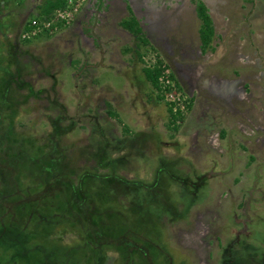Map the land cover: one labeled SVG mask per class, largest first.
Segmentation results:
<instances>
[{"label":"rangeland","instance_id":"1","mask_svg":"<svg viewBox=\"0 0 264 264\" xmlns=\"http://www.w3.org/2000/svg\"><path fill=\"white\" fill-rule=\"evenodd\" d=\"M47 1L0 0V264H264V0H68L23 39ZM153 36L192 101L175 132Z\"/></svg>","mask_w":264,"mask_h":264},{"label":"trees","instance_id":"2","mask_svg":"<svg viewBox=\"0 0 264 264\" xmlns=\"http://www.w3.org/2000/svg\"><path fill=\"white\" fill-rule=\"evenodd\" d=\"M68 0H48L44 6V8L42 9V18H46L49 17L50 15H52V13L58 9H62L64 7H66ZM103 0H99V2H101ZM196 15L197 17L200 19L201 21V25L199 28V39H200V49L202 52L207 51V49H212L211 47V42L212 39L214 37V28H213V23L212 20L207 12V8L205 7V5L202 2H196ZM121 27L123 29H125L126 31H128L130 34H132L138 41L139 44H141L143 47H147L149 48L151 51H153L154 49L152 48V46L150 45V42L147 40V38L145 37V34L143 33L141 27L139 26L138 21L135 19V17L133 15L130 16V18L125 19L123 21H121L120 23ZM28 29L25 28V30ZM138 55V59L140 61V63L143 64V60L141 59V57L143 58L142 55H140V53H137ZM163 65L162 60H160V58L158 56H156V63L153 67L149 68V67H145L143 66L141 68V71L145 77V79L150 83V85L152 86V88L156 91H158L159 87H158V77L160 75L161 72V66ZM157 95V100L158 101H162V99L160 98V96L158 94ZM192 103V101H191ZM109 106V110H108V116L117 120L119 123H121V119L119 117V114L116 111L111 110V106ZM192 105L190 106L191 109ZM168 112V127L169 129H171L173 132L178 131L179 127H172L171 126V116L170 113L167 109ZM125 127V126H123ZM127 128H125L126 131Z\"/></svg>","mask_w":264,"mask_h":264},{"label":"built area","instance_id":"3","mask_svg":"<svg viewBox=\"0 0 264 264\" xmlns=\"http://www.w3.org/2000/svg\"><path fill=\"white\" fill-rule=\"evenodd\" d=\"M53 18L39 22V20H33L29 25L28 29L22 32L23 39H30L45 31L53 29V21L67 20L66 17L69 13L67 10L62 11L61 9L56 10ZM156 63V59L153 60L149 65L145 67H153ZM163 62L161 66V72L158 77V91L157 94L166 104V107L171 116V126L180 127L183 124V120L188 115L191 106V98L186 95L179 87L178 82L175 80L170 69Z\"/></svg>","mask_w":264,"mask_h":264},{"label":"crops","instance_id":"4","mask_svg":"<svg viewBox=\"0 0 264 264\" xmlns=\"http://www.w3.org/2000/svg\"><path fill=\"white\" fill-rule=\"evenodd\" d=\"M159 19V20H158ZM162 15H156L154 17V27H155V31L158 30L157 27L158 25L161 24L162 22ZM151 40L153 41V46L155 47V49L157 50V54L159 55V58L164 62L167 63V60L172 58L174 59V52H173V47L169 44V42L165 39H162L161 36L160 37H152ZM161 49V50H160ZM188 51L185 49H182L181 55L186 58L188 56ZM2 220H0V228H3L5 226V224L2 225ZM22 243V242H21Z\"/></svg>","mask_w":264,"mask_h":264}]
</instances>
